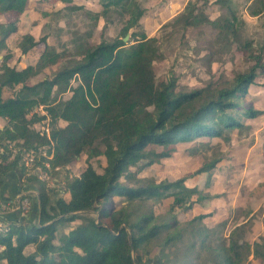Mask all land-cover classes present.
<instances>
[{
    "label": "trees",
    "instance_id": "trees-1",
    "mask_svg": "<svg viewBox=\"0 0 264 264\" xmlns=\"http://www.w3.org/2000/svg\"><path fill=\"white\" fill-rule=\"evenodd\" d=\"M28 1L0 0V16L12 19L0 23V55L7 49L9 37L18 32ZM259 2L262 6L253 10L254 16L264 10V0ZM99 3L102 11L93 14V18L98 21L103 17L105 27L114 24L113 16L123 19L121 35L112 42L77 45L78 57L62 66L53 77L30 84L65 57L47 44L46 36L40 40L31 34L22 37L19 46L23 55L40 44L45 46L34 65L18 70L9 65L11 55L2 57L0 118L6 124L0 130V192L10 188L4 175L11 173L20 182V188L25 186L24 190L38 184L39 194L30 215L5 214L4 219L11 224L0 234V264H145L134 253L172 225L154 224L152 215L132 221L131 212L116 210L115 197L128 202L172 197V210L186 211L196 202L207 204L211 199L188 188L187 177L174 182L137 181L136 187L126 186L121 179L129 177L132 169H135L132 177L138 176L146 168L173 158L180 144L204 137L224 138L227 132L243 129L245 121H252L262 113L251 103H243L260 72L264 73V48L258 55L251 54L254 63L237 74L229 86L214 93L181 91L175 79L156 82L154 64L162 59V53L158 38H149L137 30L145 14L141 0H99ZM198 4V0L189 1L177 19L186 27L211 25L222 39L233 37L243 52H249V45L239 41L237 25L242 22L239 24L236 18L212 21L197 13ZM216 4L224 5L225 0H216ZM66 9L78 11L83 7L69 5ZM132 30L135 31L130 33ZM128 35L129 42H125ZM5 89H13V96L5 99ZM67 93H71L68 99L59 98ZM40 107L46 111L45 116L34 113ZM46 119L49 135L31 129ZM60 121L66 126H59ZM153 146L162 150L158 152ZM31 149L36 151V165L49 172L66 168L83 154H87L88 160L104 157L106 166L99 173L89 163L79 177H67L65 190L61 191L49 188L36 174H30L21 156ZM220 162L214 159L204 163L190 176L210 174ZM63 192L69 199L60 196ZM194 195L198 196L196 201L192 200ZM33 214L37 217L36 224L31 221ZM206 217L200 215L195 220ZM75 221L81 224L60 234L61 225ZM235 230L222 258L224 264H241L242 245L234 240L238 228ZM180 237L181 230H177L167 242ZM30 246L35 250L27 255ZM262 249L261 244H255V258L264 260Z\"/></svg>",
    "mask_w": 264,
    "mask_h": 264
},
{
    "label": "rangeland",
    "instance_id": "rangeland-1",
    "mask_svg": "<svg viewBox=\"0 0 264 264\" xmlns=\"http://www.w3.org/2000/svg\"><path fill=\"white\" fill-rule=\"evenodd\" d=\"M58 1H29L18 32L9 37L7 49L1 52L0 74L3 55H11L9 65L21 70L34 65L43 53L44 44L26 55L21 53L19 45L25 34L33 35L36 40L46 36L50 47L65 54L60 63L45 69L30 84L53 77L62 66L73 62L78 57L77 45L112 42L121 35L123 19L113 16L114 24L105 27L103 17L98 21L93 18V14L102 11L99 0L76 2L83 7V10L78 11L67 10L68 4ZM189 1L195 0H141L145 14L137 30L144 32L149 38L156 37L159 40L162 59L154 64L158 84L175 79L178 90L214 93L229 86L237 74L247 71L254 63L251 54L258 55L264 48V10L254 16L253 10L262 6L259 0H225L224 5L216 4V0H198L199 15H205L212 21L236 18L239 24L242 22L241 26L237 25L240 31L239 41L250 48L249 52H243L239 42L233 37L222 39L218 30L211 25L204 23L186 27L184 22L178 20L177 17L185 10ZM11 20L8 15L0 16V23ZM133 31L135 30L130 33ZM73 85L77 83L73 82ZM13 94V89H5L3 96L6 99ZM70 96L71 93H67L59 98L65 100ZM247 103H251L262 113L252 121H245L243 129L229 131L224 138L204 137L180 144L173 158L146 168L138 176L132 177L135 171L132 169L129 177L121 179L126 186L136 187L137 181L143 184L147 181L174 182L187 177L185 185L188 188L196 189L201 196L211 199L207 204L204 201L196 202L191 210L186 211L176 208L172 210V197L137 202L115 197L116 210L126 209L131 212L132 221L143 215H152L154 224L172 225L134 253L143 263L224 264L222 258L231 244L232 233L238 228L234 240L242 245L241 264H264V260L253 255L256 243L264 247V73L260 72L256 83L250 87L243 105ZM34 113L46 115L43 107L35 109ZM5 121L0 120V130L6 124ZM59 126L65 127L66 123L60 121ZM31 129L40 133H47L48 130L50 133L49 119L37 122ZM152 148L158 152L162 150L155 146ZM214 159L221 162L210 174L190 176L204 163ZM89 163L99 173L106 166L104 157L88 160L87 154H83L66 168L50 172L43 169L48 174V179L42 182L49 188L64 191L66 178L79 177ZM37 167L42 168L40 165ZM4 180L10 188L6 187L0 192V205L9 204L10 209H15L18 202L27 197L28 212L23 211L20 215L26 217L33 213L32 204L39 194V185L24 190L25 186L20 188V182L11 173L5 174ZM60 196L69 199L65 192ZM197 197L194 195L192 200L196 201ZM4 212L6 215L13 213L11 210ZM33 215L31 221L36 224L37 217ZM200 215L207 217L195 220ZM79 224L81 221L61 225L60 234L70 232ZM177 230H181V237L168 243L167 238ZM34 250L30 246L26 249V254H32Z\"/></svg>",
    "mask_w": 264,
    "mask_h": 264
},
{
    "label": "built area",
    "instance_id": "built-area-1",
    "mask_svg": "<svg viewBox=\"0 0 264 264\" xmlns=\"http://www.w3.org/2000/svg\"><path fill=\"white\" fill-rule=\"evenodd\" d=\"M41 134L49 135L50 133L47 130V133H41ZM21 159H22L21 161L24 163V165L26 166V168L28 169L30 174H36L40 180H47L48 179V174L45 173L43 168L37 167V165H36V151L34 149L24 151L22 153ZM45 166L47 168H50L48 163H46ZM27 199H28L27 197H25V198L23 197V199H21V201L18 202L15 209L13 207L10 209L11 205H9V204L0 205V211L2 210V212H0V234L5 233L9 229V226H10L9 225L10 222H8V221H6V219H4V216H5L4 211L5 210H11V212H20L21 214L24 213L23 211L28 212V210H27L28 209V206H27L28 200Z\"/></svg>",
    "mask_w": 264,
    "mask_h": 264
},
{
    "label": "crops",
    "instance_id": "crops-1",
    "mask_svg": "<svg viewBox=\"0 0 264 264\" xmlns=\"http://www.w3.org/2000/svg\"><path fill=\"white\" fill-rule=\"evenodd\" d=\"M29 1H33V0H29ZM29 1H28V3H29ZM48 1H50V2H57L58 0H48ZM83 1H86V0H83ZM58 2H61V3H67L68 5H67V7L69 6V5H76V6H81V5H77L76 4V2H80V0H71V2H69L68 0H59ZM82 7V6H81ZM23 16V15H22ZM22 18V17H21ZM21 18H20V20H21ZM21 23V22H20ZM19 27H20V25H19ZM19 30V29H18ZM26 35V34H25ZM0 120H2L3 122L5 121V119H2V118H0ZM5 123H6V121H5ZM5 125V124H4ZM2 128H3V126H2ZM1 128V129H2ZM6 221H8V222H11V221H9V220H7L6 219Z\"/></svg>",
    "mask_w": 264,
    "mask_h": 264
},
{
    "label": "water",
    "instance_id": "water-1",
    "mask_svg": "<svg viewBox=\"0 0 264 264\" xmlns=\"http://www.w3.org/2000/svg\"><path fill=\"white\" fill-rule=\"evenodd\" d=\"M129 39V35L124 38V41L127 42Z\"/></svg>",
    "mask_w": 264,
    "mask_h": 264
}]
</instances>
